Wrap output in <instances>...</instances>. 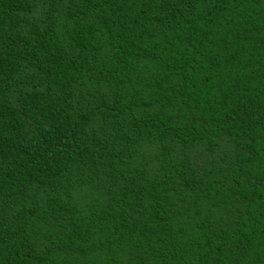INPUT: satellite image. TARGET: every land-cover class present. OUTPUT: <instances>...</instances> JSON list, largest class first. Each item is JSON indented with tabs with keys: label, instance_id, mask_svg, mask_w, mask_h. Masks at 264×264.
<instances>
[{
	"label": "trees",
	"instance_id": "obj_1",
	"mask_svg": "<svg viewBox=\"0 0 264 264\" xmlns=\"http://www.w3.org/2000/svg\"><path fill=\"white\" fill-rule=\"evenodd\" d=\"M0 264H264V0H0Z\"/></svg>",
	"mask_w": 264,
	"mask_h": 264
}]
</instances>
